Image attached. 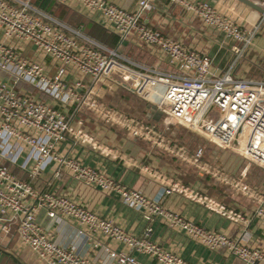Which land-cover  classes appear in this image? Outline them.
I'll list each match as a JSON object with an SVG mask.
<instances>
[{"label":"built area","instance_id":"built-area-1","mask_svg":"<svg viewBox=\"0 0 264 264\" xmlns=\"http://www.w3.org/2000/svg\"><path fill=\"white\" fill-rule=\"evenodd\" d=\"M57 1L66 6L79 5L117 36V43L108 46L97 41L36 7L32 0H0V147L5 155L27 149L31 175L55 163L56 175L67 168L86 184L116 192L122 202L148 218L159 215L210 248L226 247L245 264H264V249L250 245L243 235L231 238L165 211L141 191L59 150L68 135H80L74 121L84 108H99L93 97L98 86L107 84L137 96L169 121H177L220 148L264 168V80L233 74L252 44L258 25L246 30L204 0H137L133 10L107 0ZM158 1L181 7L233 41L235 60L231 66L219 73L209 53L190 48L148 25L145 17ZM126 45L146 49L159 63L167 61L170 69L132 59L123 51ZM213 108L219 111L216 117L210 114ZM106 118L117 121L111 111L106 112ZM131 130L134 135L142 134L140 128ZM203 151L202 147L196 149L194 163L198 164ZM166 183L165 194L182 191L175 182ZM40 208H46L52 218H75L79 235L93 236L100 231L151 253L165 264H182L178 256L150 240L151 227L141 238L132 237L81 205L41 193L0 163V233L15 232L20 243L46 264H97L43 228L37 221ZM255 216L264 226L263 204L255 209ZM109 255L118 264H137L123 252L110 250Z\"/></svg>","mask_w":264,"mask_h":264},{"label":"crops","instance_id":"crops-1","mask_svg":"<svg viewBox=\"0 0 264 264\" xmlns=\"http://www.w3.org/2000/svg\"><path fill=\"white\" fill-rule=\"evenodd\" d=\"M107 1L126 10H133L137 5V0ZM204 1L213 4L246 30L254 29L263 18L260 12L239 0ZM253 1L264 7V0ZM68 6L99 24L79 5L73 3ZM145 22L190 48L209 53L213 58V67L220 72L226 71L235 60L233 41L224 39L221 33L207 27L181 7L158 1L156 8L146 15ZM125 49L141 53L134 58L130 56L134 60L170 69L167 61L159 63L146 49L131 45L124 46L123 51ZM236 68L237 64L233 74ZM113 87L107 84L97 87V96L93 98L99 107L100 94ZM147 108L144 117L137 119L125 112L126 115L119 116L108 109L86 107L74 121L75 131L80 135H68L59 150L82 165L93 167L141 191L165 211L231 238L243 235L250 245L264 249V226L255 216V209L260 204L264 205V168L213 143L214 148L207 147L214 155L210 161L206 159L196 164L193 155L188 157L186 152L173 155L171 148L162 143L164 129H158L161 113L149 106ZM110 111L117 121L107 120L106 112ZM132 127L140 128L142 134L134 135ZM29 153L27 149H19L5 155L0 147V163L7 165L23 180L31 182L41 193L81 205L132 237L141 238L145 229L151 227L150 240L178 256L182 264H245L226 247L210 248L159 215L148 218L142 211L122 202L116 192L86 184L75 178L67 168H62L56 175L58 165L55 163H48L38 174L31 175ZM209 167L214 170L209 171ZM167 181L175 182L182 191L165 194ZM37 221L43 228L50 229L60 243L73 245L79 254L97 264H118L109 255L110 250L129 255L137 264H165L151 253L100 231L93 236L79 235V225L73 217L52 218L46 208H40ZM0 264L46 263L40 261L28 246L22 245L12 232L9 235L0 233Z\"/></svg>","mask_w":264,"mask_h":264},{"label":"rangeland","instance_id":"rangeland-1","mask_svg":"<svg viewBox=\"0 0 264 264\" xmlns=\"http://www.w3.org/2000/svg\"><path fill=\"white\" fill-rule=\"evenodd\" d=\"M67 7V18L61 20L65 24L78 29L80 22L84 23V21L86 22L88 20L87 15H84L79 11L73 10V8L69 6ZM254 44L256 46H254ZM124 53L133 58L141 54L137 51L131 52L128 49H125ZM251 61L253 63H251ZM218 72L220 73V69L218 70ZM234 76L237 78H244L247 76L264 78L263 20L258 23L256 33L252 39V44L249 46L247 52L243 56H241L240 60L238 61ZM104 91L105 92L100 94L99 97L100 107L98 109L100 110L108 109L114 112L115 114H118L119 116L126 115L124 114L125 112L128 113L130 116L132 115L133 117H138L137 119H142L144 117L143 113L148 110V105L145 101L141 100L137 96L123 89L113 87L108 89L106 88ZM218 113L219 111L217 108H213L210 112L211 116L213 117H216ZM159 122L160 124L158 129H164V134H162L161 137V139H164L162 143H164L165 146L171 148L170 151L173 155L186 152L187 156L191 157V155L194 156V153L198 147H202L204 151L198 164H200L202 160L207 159L210 161L213 159L214 155L212 154L210 148H214V145L202 134L190 130L189 128L177 121H169L163 114H161ZM208 146L210 147L209 149H207ZM213 170L214 169L209 167V171Z\"/></svg>","mask_w":264,"mask_h":264},{"label":"trees","instance_id":"trees-1","mask_svg":"<svg viewBox=\"0 0 264 264\" xmlns=\"http://www.w3.org/2000/svg\"><path fill=\"white\" fill-rule=\"evenodd\" d=\"M32 4L59 20L67 18L68 7L59 3L57 0H32ZM78 27L81 31L84 30L85 32H83L86 35L108 44V46L114 45L117 42V36L93 21L87 20L84 23L80 22Z\"/></svg>","mask_w":264,"mask_h":264},{"label":"water","instance_id":"water-1","mask_svg":"<svg viewBox=\"0 0 264 264\" xmlns=\"http://www.w3.org/2000/svg\"><path fill=\"white\" fill-rule=\"evenodd\" d=\"M239 1L247 4L248 6L252 7L253 9L257 10L258 12H260L262 15H264V7L259 5L257 2H255L253 0H239Z\"/></svg>","mask_w":264,"mask_h":264}]
</instances>
